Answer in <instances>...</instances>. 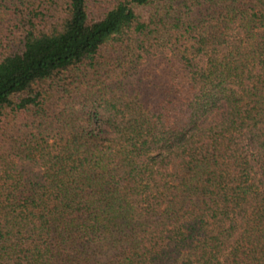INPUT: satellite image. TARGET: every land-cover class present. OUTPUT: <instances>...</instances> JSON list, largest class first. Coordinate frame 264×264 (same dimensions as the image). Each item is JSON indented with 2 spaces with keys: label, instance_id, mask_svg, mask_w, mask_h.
Listing matches in <instances>:
<instances>
[{
  "label": "trees",
  "instance_id": "obj_1",
  "mask_svg": "<svg viewBox=\"0 0 264 264\" xmlns=\"http://www.w3.org/2000/svg\"><path fill=\"white\" fill-rule=\"evenodd\" d=\"M0 264H264V0H0Z\"/></svg>",
  "mask_w": 264,
  "mask_h": 264
}]
</instances>
